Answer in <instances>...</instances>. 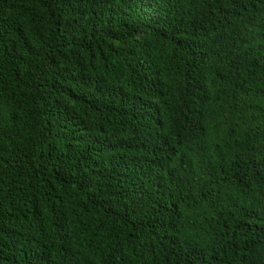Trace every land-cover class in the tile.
<instances>
[{"label": "trees", "instance_id": "trees-1", "mask_svg": "<svg viewBox=\"0 0 264 264\" xmlns=\"http://www.w3.org/2000/svg\"><path fill=\"white\" fill-rule=\"evenodd\" d=\"M0 264H264V0H0Z\"/></svg>", "mask_w": 264, "mask_h": 264}]
</instances>
